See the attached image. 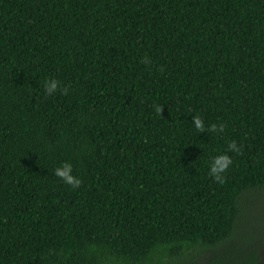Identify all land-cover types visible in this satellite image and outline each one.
Masks as SVG:
<instances>
[{
    "label": "trees",
    "instance_id": "obj_1",
    "mask_svg": "<svg viewBox=\"0 0 264 264\" xmlns=\"http://www.w3.org/2000/svg\"><path fill=\"white\" fill-rule=\"evenodd\" d=\"M262 193L264 0H0V264H264Z\"/></svg>",
    "mask_w": 264,
    "mask_h": 264
},
{
    "label": "clouds",
    "instance_id": "obj_2",
    "mask_svg": "<svg viewBox=\"0 0 264 264\" xmlns=\"http://www.w3.org/2000/svg\"><path fill=\"white\" fill-rule=\"evenodd\" d=\"M144 62L148 63L147 58H144ZM59 86V82L56 78H48L45 80L44 82V87L46 92L51 93L53 92L55 89H57V87ZM62 91H67V88H62ZM157 112H159V107H157L156 109ZM195 126L197 127V129H201L204 127L201 119L199 118V116H194L193 117ZM221 127H223L221 125ZM211 129H215L216 125L215 124H211L210 125ZM229 148L231 149H236V145L234 142L229 143L228 145ZM229 162V158L225 155L220 156V159L217 160L214 164H212L211 169H210V174L213 175L214 179H218L221 180L222 179V175H220L218 173V170H222L226 163ZM71 169H72V164L69 162H64L63 166H58L54 169L55 175L60 177L63 181V183L70 185L71 187L75 188L77 186L80 185L81 183V179L79 178V176L73 175L71 173Z\"/></svg>",
    "mask_w": 264,
    "mask_h": 264
},
{
    "label": "rangeland",
    "instance_id": "obj_3",
    "mask_svg": "<svg viewBox=\"0 0 264 264\" xmlns=\"http://www.w3.org/2000/svg\"><path fill=\"white\" fill-rule=\"evenodd\" d=\"M246 209H248L249 214L247 217V228H250V231L253 230V232L257 231V233L264 234V193L255 197L253 202L247 205ZM259 253L261 261L264 262V248ZM240 255H243L241 250L238 251L236 256L240 257Z\"/></svg>",
    "mask_w": 264,
    "mask_h": 264
}]
</instances>
